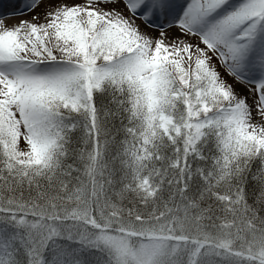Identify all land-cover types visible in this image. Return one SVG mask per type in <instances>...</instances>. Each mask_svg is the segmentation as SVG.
Instances as JSON below:
<instances>
[{"label":"snow or ice","instance_id":"6c2138e0","mask_svg":"<svg viewBox=\"0 0 264 264\" xmlns=\"http://www.w3.org/2000/svg\"><path fill=\"white\" fill-rule=\"evenodd\" d=\"M0 264H264V0L0 14Z\"/></svg>","mask_w":264,"mask_h":264},{"label":"bare ground","instance_id":"6f19581e","mask_svg":"<svg viewBox=\"0 0 264 264\" xmlns=\"http://www.w3.org/2000/svg\"><path fill=\"white\" fill-rule=\"evenodd\" d=\"M27 2L28 0H0V14L13 9L19 10ZM31 15V11H16L15 14L5 15L4 19L6 23L12 24L22 17H30Z\"/></svg>","mask_w":264,"mask_h":264}]
</instances>
